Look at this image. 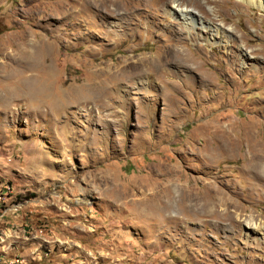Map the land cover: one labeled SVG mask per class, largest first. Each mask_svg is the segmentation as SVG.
<instances>
[{
	"label": "rangeland",
	"instance_id": "rangeland-1",
	"mask_svg": "<svg viewBox=\"0 0 264 264\" xmlns=\"http://www.w3.org/2000/svg\"><path fill=\"white\" fill-rule=\"evenodd\" d=\"M177 1L221 36L174 0H0V188L27 264H264V10Z\"/></svg>",
	"mask_w": 264,
	"mask_h": 264
},
{
	"label": "built area",
	"instance_id": "built-area-1",
	"mask_svg": "<svg viewBox=\"0 0 264 264\" xmlns=\"http://www.w3.org/2000/svg\"><path fill=\"white\" fill-rule=\"evenodd\" d=\"M23 202L11 184L0 188V264H27L18 252L24 230Z\"/></svg>",
	"mask_w": 264,
	"mask_h": 264
},
{
	"label": "bare ground",
	"instance_id": "bare-ground-1",
	"mask_svg": "<svg viewBox=\"0 0 264 264\" xmlns=\"http://www.w3.org/2000/svg\"><path fill=\"white\" fill-rule=\"evenodd\" d=\"M245 1L252 6H256V7H259V8L264 10V0H245ZM173 3H174L173 4L174 5V7H173L174 13H176L177 16L181 20H183L184 23H186L187 26L194 28L197 25V26H200V28H202V29H212L213 28L212 29V39H216V37L218 35L221 36L222 31L220 30L219 26H216L215 24H211L210 22L205 21L202 17H199L198 15H196L195 12L192 11L191 9L180 6V3L178 1L176 2V0H174ZM182 61H183V59H182ZM180 62L181 61H179L178 63H180ZM94 88H95V85L90 84V85H88L87 90H89V92L92 90V92H93ZM251 145H252V143H251ZM240 147H241V145H240ZM216 148H218L219 150L226 151V150H230V149L232 150V149L239 148V145L235 146V144L230 145L229 143L224 142V143L219 144ZM252 150H253V152L251 153V155H249L251 158V160L249 161L250 162L249 164L251 166H249V167H251V168L248 169V171L252 169L253 174L251 175V177H253L254 179H257L260 182V185L264 186V143L254 147V149H252Z\"/></svg>",
	"mask_w": 264,
	"mask_h": 264
}]
</instances>
